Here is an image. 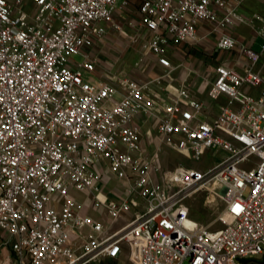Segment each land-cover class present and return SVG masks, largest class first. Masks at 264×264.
I'll list each match as a JSON object with an SVG mask.
<instances>
[{
    "label": "built area",
    "instance_id": "obj_1",
    "mask_svg": "<svg viewBox=\"0 0 264 264\" xmlns=\"http://www.w3.org/2000/svg\"><path fill=\"white\" fill-rule=\"evenodd\" d=\"M246 1L0 0V264L264 257V16L245 20ZM207 40L213 62L200 71L193 51ZM133 51V68L162 72L122 70ZM196 79L210 100L225 98L211 120ZM162 145L195 163L225 155L161 181ZM200 192L223 203V227L191 217ZM106 220L124 222L112 231Z\"/></svg>",
    "mask_w": 264,
    "mask_h": 264
},
{
    "label": "rangeland",
    "instance_id": "obj_2",
    "mask_svg": "<svg viewBox=\"0 0 264 264\" xmlns=\"http://www.w3.org/2000/svg\"><path fill=\"white\" fill-rule=\"evenodd\" d=\"M241 15L247 21H251L252 19H255V17L257 16H264V0H247L241 9ZM236 31L242 34L246 38V40L248 41L253 40V34L251 32V29L246 24H241L237 26ZM262 42L263 40L261 38L256 39L254 48L260 51ZM210 44H212L211 40L204 41L203 46L199 48L197 47L194 48L193 55H195L198 58H203L204 60H206V62L207 61L213 62V60L209 59V57L204 53V50L202 48ZM140 55H141L140 52H135V51L129 53L124 60L126 61V65L121 66L122 70L128 73L132 72V74L134 73V75L148 77L149 73L151 72V69H149V64L144 63L142 69H135L132 67L133 62L137 60L140 57ZM152 130L153 133L151 131V134L146 136V141H145V147L148 152V155H151L158 145L156 130H154L153 128ZM209 154H210L209 156H204L203 160L200 161L199 163H194L190 161L188 158L184 157L183 155L173 151L168 146L162 145L156 157V162L160 169L158 175L159 179L163 181V176L166 173L176 170L182 166H189L194 164V166H199L200 168L205 169L207 168V166H209L208 165L209 163L210 165L214 164L225 155V153L221 150L216 151L214 155H212V153L210 152ZM78 194L80 197L84 196L83 194L80 193ZM187 204L190 206L191 217L194 220L204 224H208L213 229L223 227L226 224L227 220L215 221V219L220 216L221 211L223 209V203L221 201H216L214 205L209 206L204 202V193L200 192L196 196L188 199ZM95 212L96 211L93 210V214H96ZM105 222H106V226H110L111 230L113 231L117 229L124 221H118L116 223H112L110 220H106ZM120 264H135V263L131 262V260H129L128 258L126 259L125 257H123L122 260L120 261ZM251 264H264V257H259L255 259Z\"/></svg>",
    "mask_w": 264,
    "mask_h": 264
},
{
    "label": "crops",
    "instance_id": "obj_3",
    "mask_svg": "<svg viewBox=\"0 0 264 264\" xmlns=\"http://www.w3.org/2000/svg\"><path fill=\"white\" fill-rule=\"evenodd\" d=\"M196 59H198V67H199V64H200V67L198 69L200 71L205 69V65L207 64L208 61L206 62V60H204L203 58H198V57ZM162 70L163 69L159 65H154L151 68V72L149 74L152 75V74H155L156 72H162ZM192 94L194 95L195 98L204 101L206 103V105L208 106V110H207L206 116H207V118L209 120L213 119L217 115L219 104L221 102L225 101V98H222L219 102L210 100L208 98V96H207V86L205 85V83L201 79H196L195 80L194 86L192 88ZM152 128L154 130H156L154 124L152 123V121L151 122L148 121V122H144L143 123L144 143L146 141V136L150 135L151 131L153 133ZM209 152L212 153V155L215 154L212 151H208V152H206L205 156H209L210 155ZM208 165H210V163ZM189 166H194V164L193 165H189ZM197 167H199V166H197ZM112 183H118V182L116 180H113Z\"/></svg>",
    "mask_w": 264,
    "mask_h": 264
},
{
    "label": "water",
    "instance_id": "obj_4",
    "mask_svg": "<svg viewBox=\"0 0 264 264\" xmlns=\"http://www.w3.org/2000/svg\"><path fill=\"white\" fill-rule=\"evenodd\" d=\"M195 224H196L195 221H190V222L187 223V225H188V227H189L190 229H194Z\"/></svg>",
    "mask_w": 264,
    "mask_h": 264
}]
</instances>
